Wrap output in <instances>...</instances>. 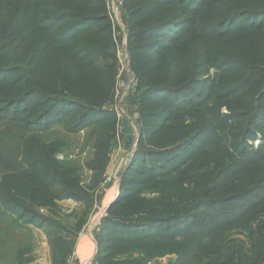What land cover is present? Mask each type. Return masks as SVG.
Here are the masks:
<instances>
[{
  "label": "rangeland",
  "instance_id": "1",
  "mask_svg": "<svg viewBox=\"0 0 264 264\" xmlns=\"http://www.w3.org/2000/svg\"><path fill=\"white\" fill-rule=\"evenodd\" d=\"M161 1L165 0H120L118 15L110 17L107 0H73L75 4L69 0H0V72H10L9 84L0 75V101L14 96L12 88L18 81L33 79L35 86L62 92L59 96L75 104L65 121L50 129L33 128L23 137L17 130L0 138V181L12 149L19 147L14 155L23 169L28 167L24 148L31 138L36 137L39 146L59 148L48 158L57 178L51 187L56 192L52 203H37L32 215L0 204V264H94L99 251L97 234L108 208L120 196L121 185L128 178L150 181V175L161 173L162 159L146 157L144 166V156L134 160L141 151L161 149L151 142L161 136V125L167 123L175 126L182 140H193L177 154L181 162L201 155L211 159L221 150L228 151L243 159L238 176L264 187V19L245 24L234 18L235 27L232 21L224 23L263 8L264 0ZM60 6L64 13L82 16L102 10L104 21L86 25L87 31L80 29L66 43H55L75 17L67 13L63 21L44 20L60 13ZM157 26L158 33L147 32ZM74 40L91 49L93 56L84 64L67 47ZM147 45L151 47L146 49ZM39 53H44L43 64L37 59ZM22 67L23 74L17 71ZM251 76L255 78L250 83L238 86ZM37 78L42 79L40 84ZM150 85H163V91L147 95ZM232 85H237L235 94L228 96ZM182 100L189 105L174 108ZM89 109L111 116H85L83 124L75 127ZM20 118L23 115L0 111V122L16 124ZM212 119L213 131L200 133L201 121ZM154 128L156 137L150 142L143 139ZM142 168L145 174L138 175ZM58 178L76 193L63 192ZM25 180L19 176L8 182L22 187ZM82 219L84 225L73 232ZM260 228H264V209L249 227L230 230L229 242L250 250ZM174 258L156 257L147 264H164Z\"/></svg>",
  "mask_w": 264,
  "mask_h": 264
},
{
  "label": "trees",
  "instance_id": "2",
  "mask_svg": "<svg viewBox=\"0 0 264 264\" xmlns=\"http://www.w3.org/2000/svg\"><path fill=\"white\" fill-rule=\"evenodd\" d=\"M161 2L172 3L175 1ZM69 3L75 4L73 0H69ZM52 4L54 3H48V5ZM58 8L60 13L56 15L47 18L41 16L44 20L52 22L57 19H60L59 21L67 19V13L75 16L64 31L65 33L55 40V43L58 44L74 39V36L80 33V29L87 31L89 28H83L86 25L104 21L101 16L102 10L82 16L74 11L64 13L66 11L62 6ZM234 18L242 19L245 24L253 19H264V7L246 13L245 16L235 15L224 23L229 24L232 21L230 24L235 27ZM169 25L167 24V26ZM157 29L158 26L147 30V32L158 33ZM233 31L234 29L228 33ZM74 41L76 42L71 45L67 44V47H71L74 55L84 64L88 58L93 56L90 52L91 49L85 48L81 41ZM145 47L148 49L151 46ZM44 53H39L37 56L39 64H43L40 57ZM29 67L31 68L32 65L30 64ZM17 71L23 74V67ZM9 73L0 72L2 80H5L4 84L9 79ZM165 77L168 79V76ZM254 78L255 76H251L245 81H240L238 86H244ZM41 81L42 79H36L37 84H40ZM20 82L18 81L17 85L12 88L14 95L12 98L0 101V111L6 115L12 112L16 117L23 115V118L14 121L17 122L16 124H11L7 120L1 121L0 127L5 132L0 134V138L10 137L17 130L21 131L20 137H23L33 128L50 129L52 125L63 123L66 115L74 111L71 108V106H75L74 102L68 97L59 96L62 92H49L46 88L35 86L33 79ZM162 86L150 85L146 94L152 95L155 92L163 91L161 90ZM165 86L173 88V86ZM236 86L232 85L228 88L229 90L227 89L228 96L235 94L233 91ZM37 98L44 100L37 102ZM99 100L101 101V98ZM32 102L35 103L34 106H32ZM173 105L174 108L179 109L189 103L182 100L181 104ZM89 110L90 112H85L73 124L75 127L78 128L83 124L85 116L95 119L94 117L97 115L104 114L98 113L97 109ZM105 114V117L111 116L109 112ZM213 121V119L201 121L203 132L200 133L205 134L213 131L211 126ZM247 132L251 134L250 131ZM147 133L149 137L143 139L150 142L156 137L154 134H157L158 130L156 132L155 128L150 129ZM151 135L152 137H150ZM192 141V139L190 141L182 140L175 126L167 123L161 125V136L151 142V145L161 147V149L141 151L142 153L137 155L135 163L138 161V157H145L142 161L143 166L146 157L162 159L163 165H158V170L161 169V173L150 175V181H134L126 178V185L125 183L121 185L120 196L118 195L117 200L108 208L103 225L97 234L99 251L93 260L94 264H147L148 260L163 256L175 257L164 264H264V228L258 229L255 235L256 243L250 250L239 242L231 244L228 238L230 230L249 227L260 209H264L262 208L264 206V187L252 182L248 184L245 182L244 175L238 176L243 167V159L228 151L221 150L211 155V159L201 155L191 157L189 162H181L177 154L183 152ZM18 149L19 147L12 149L3 172V178L0 181V204L4 209L14 207V209H20L26 214L32 215L36 212L37 203L53 202V194L56 192L53 193L51 187L57 178L52 172L53 163H50L48 158H53L54 152L59 148L39 146L37 138H31L24 148L23 161L28 166L26 169H23L21 162L14 155ZM249 158L251 157L247 156L246 159ZM177 161L180 162L179 167ZM37 167H41V170H34ZM59 167L66 168L60 165ZM141 170L142 172L138 175L145 174L144 168ZM19 176L26 177L22 187L9 183ZM152 181L158 182L151 184ZM58 182L63 192L76 193L75 188L64 187V181L61 178H58ZM71 185L75 186L76 184L72 183ZM29 188L34 191L30 193ZM147 193L156 196L145 197L144 195ZM57 194L59 195V193ZM130 199L132 201L128 202ZM187 220L190 223L185 226L184 223ZM84 223L82 219L79 225L74 227L73 232L80 230ZM53 225L59 227L58 224ZM127 254L131 255L129 259H120Z\"/></svg>",
  "mask_w": 264,
  "mask_h": 264
},
{
  "label": "built area",
  "instance_id": "3",
  "mask_svg": "<svg viewBox=\"0 0 264 264\" xmlns=\"http://www.w3.org/2000/svg\"><path fill=\"white\" fill-rule=\"evenodd\" d=\"M121 2L120 0H107V12L110 17H116L120 9ZM119 85L125 86V82L122 77H119Z\"/></svg>",
  "mask_w": 264,
  "mask_h": 264
},
{
  "label": "crops",
  "instance_id": "4",
  "mask_svg": "<svg viewBox=\"0 0 264 264\" xmlns=\"http://www.w3.org/2000/svg\"><path fill=\"white\" fill-rule=\"evenodd\" d=\"M115 197H116V196H113V199H112V200H114Z\"/></svg>",
  "mask_w": 264,
  "mask_h": 264
},
{
  "label": "water",
  "instance_id": "5",
  "mask_svg": "<svg viewBox=\"0 0 264 264\" xmlns=\"http://www.w3.org/2000/svg\"><path fill=\"white\" fill-rule=\"evenodd\" d=\"M116 198V197H115ZM115 200V199H114Z\"/></svg>",
  "mask_w": 264,
  "mask_h": 264
}]
</instances>
